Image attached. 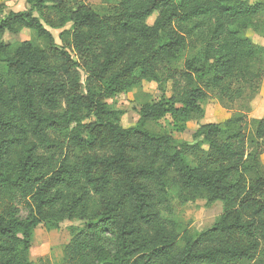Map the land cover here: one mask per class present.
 I'll use <instances>...</instances> for the list:
<instances>
[{
  "label": "trees",
  "instance_id": "1",
  "mask_svg": "<svg viewBox=\"0 0 264 264\" xmlns=\"http://www.w3.org/2000/svg\"><path fill=\"white\" fill-rule=\"evenodd\" d=\"M27 1L0 10V35L44 39L0 40V264H49L30 258L34 230L66 219L84 221L70 227L68 264H264V117L244 107L201 123L193 142L147 126L169 115L182 132L212 95L228 106L259 93L264 46L247 31L261 29L264 0H119L109 15L80 0ZM65 22L83 65L46 27ZM161 77L172 95L145 102L133 126L104 103ZM174 198L222 201L223 212L180 234Z\"/></svg>",
  "mask_w": 264,
  "mask_h": 264
},
{
  "label": "rangeland",
  "instance_id": "2",
  "mask_svg": "<svg viewBox=\"0 0 264 264\" xmlns=\"http://www.w3.org/2000/svg\"><path fill=\"white\" fill-rule=\"evenodd\" d=\"M92 7L96 12L101 15L112 14L115 10L119 0H80ZM252 3L259 0H250ZM31 5L27 0H0V10L2 13L10 11H25L29 10ZM35 15L40 16L39 12ZM157 17V13L150 19L149 23L152 24ZM55 19V17H53ZM57 19V18H56ZM45 23V20L42 19ZM262 27L259 31L249 29L247 35L252 40L264 46V13L260 19ZM47 29L51 31L55 37L56 44L60 47H65L72 55L73 58L80 61L83 65V60L80 54L75 49L68 45L71 37L61 36L65 29L72 28L71 23H64L62 28H53L46 24ZM0 40L6 44H14L23 40H31L36 45H44V39L39 36L35 31L24 28L19 33H12L5 31L0 35ZM189 55L188 48L182 49L179 54V59L175 61L176 67H183L186 57ZM82 81L86 80V75L82 71ZM100 86L97 84L96 88ZM173 92V80H166L163 77L158 80H143L140 85L133 87L128 91L118 92L114 95L106 96L104 103L111 109L121 110L120 124L124 127L135 125L140 118V110L145 102L158 101L163 97H170ZM205 110L204 117L196 118L187 123L186 129L178 132L173 128L172 118L167 115L166 117L148 123V128L154 132L168 131L178 141L193 142V134L198 129L201 123L208 122H224L230 118L235 112L240 109H246L250 106L249 115L252 118L264 117V78L261 83L259 93L250 101L238 102L233 105L226 106L221 103L217 98L212 95L211 98L201 102ZM246 107V108H244ZM88 121H83L80 124L73 122L69 130L65 131L70 135L72 131L79 130L82 125ZM87 137V134H83ZM262 163L264 165V154L262 155ZM174 214L173 218L178 224V231L182 234L184 231L189 230L191 233H198L209 229L216 221V219L223 212V202L217 201L212 205H207L205 199H197L189 202L182 203L177 198L173 199ZM82 220L66 219L59 223L57 228L52 226V223L42 222L38 225L33 233V240L30 249V258L34 262L45 261L49 264H68L64 261V249L70 243L72 236L71 226H82Z\"/></svg>",
  "mask_w": 264,
  "mask_h": 264
}]
</instances>
